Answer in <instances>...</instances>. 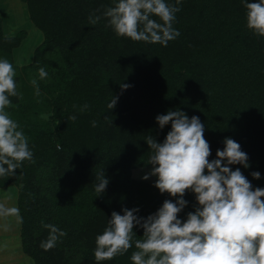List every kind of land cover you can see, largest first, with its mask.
Segmentation results:
<instances>
[{
	"label": "trees",
	"instance_id": "16d2710c",
	"mask_svg": "<svg viewBox=\"0 0 264 264\" xmlns=\"http://www.w3.org/2000/svg\"><path fill=\"white\" fill-rule=\"evenodd\" d=\"M21 1L43 42L32 62L18 67L13 52L26 33L6 37L0 20V59L16 72L22 99L10 97L6 111L29 138L34 163L25 161L14 176L0 177V190L18 189L22 251L34 264H97L95 240L113 211L123 215L124 208H138L136 215L147 218L165 200L176 202L155 182L134 177L151 167L146 137L163 143L171 131V123L161 129L156 122L170 110L199 117L210 161L226 138L239 143L249 167L232 170L239 168L253 190L264 189V37L247 28L244 6L255 0H165L181 9L173 22L180 36L166 47L117 37L106 19L89 23L90 15H102L114 0ZM40 68L48 73L44 80ZM113 97L118 100L111 110ZM73 115L76 120H69ZM101 173L109 184L98 194ZM184 199L182 221L199 206L191 191ZM42 221L67 233L49 251L40 247L49 234ZM134 232L143 236L138 226ZM134 250L100 264H132Z\"/></svg>",
	"mask_w": 264,
	"mask_h": 264
},
{
	"label": "clouds",
	"instance_id": "9594fccd",
	"mask_svg": "<svg viewBox=\"0 0 264 264\" xmlns=\"http://www.w3.org/2000/svg\"><path fill=\"white\" fill-rule=\"evenodd\" d=\"M177 5L165 0H114L102 15H90L89 23L96 25L106 19L117 37L166 47L180 36L173 28L176 13L181 10ZM244 6L247 28L256 36L264 37V0L246 2ZM152 17H158L161 22ZM15 76L13 64L0 59V177L14 176L25 161L34 163L29 138L6 111L12 107L10 97L22 99ZM38 76L44 80L48 73L40 68ZM31 84L39 96L37 80L32 79ZM128 87L121 84L122 89ZM117 100L113 97L108 108L112 110ZM87 108L85 104L80 110ZM76 118L73 115L69 120ZM156 122L161 129L171 123V131L163 143H158L153 136L146 137L151 150L148 160L151 172L143 180L156 177L154 186L161 194L176 198V202L165 200L147 218L136 215L138 208H124L123 215L113 211L107 227L95 240L97 264L125 255L133 245L132 264H264V189L253 190L239 168L232 170V165L249 167L241 145L226 138L223 150L218 149L217 158L210 161L211 148L199 117L189 119L180 110H170L158 115ZM92 126H97L95 121ZM252 176L260 179L259 172H253ZM96 180V193H104L109 180L103 173ZM188 191L195 194L199 206L182 221L178 217L187 207L184 196ZM18 214L19 209L0 204V216ZM41 225L49 233L40 244L44 251L55 248L67 235L54 224L42 221ZM137 226L143 230L140 238L134 232Z\"/></svg>",
	"mask_w": 264,
	"mask_h": 264
},
{
	"label": "rangeland",
	"instance_id": "374dc122",
	"mask_svg": "<svg viewBox=\"0 0 264 264\" xmlns=\"http://www.w3.org/2000/svg\"><path fill=\"white\" fill-rule=\"evenodd\" d=\"M0 20L6 37H16L25 32L26 38L13 52V63L18 67L28 65L33 60L36 48L43 42L42 32L31 22L27 6L21 0H0ZM151 172V167L139 169L134 177L143 180ZM150 177L148 182H156ZM18 189L11 185L0 190V204L18 209ZM21 225L18 215L0 216V264H34L26 256L21 246Z\"/></svg>",
	"mask_w": 264,
	"mask_h": 264
}]
</instances>
